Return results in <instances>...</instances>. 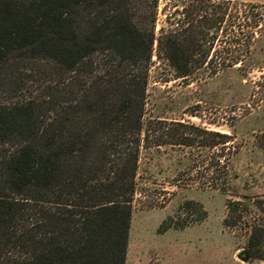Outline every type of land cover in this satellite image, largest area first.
<instances>
[{
  "label": "trees",
  "instance_id": "obj_1",
  "mask_svg": "<svg viewBox=\"0 0 264 264\" xmlns=\"http://www.w3.org/2000/svg\"><path fill=\"white\" fill-rule=\"evenodd\" d=\"M157 5L0 0V264H125L153 51L175 77L240 68L239 19L261 16L236 0H186L155 29ZM225 14L233 42L215 47ZM194 129L197 145L231 139ZM251 203L258 215L243 221L247 203L227 199L223 224L244 225L247 258L264 261V199ZM190 206L193 218L167 216L162 230L205 216L190 199L178 211Z\"/></svg>",
  "mask_w": 264,
  "mask_h": 264
},
{
  "label": "rangeland",
  "instance_id": "obj_2",
  "mask_svg": "<svg viewBox=\"0 0 264 264\" xmlns=\"http://www.w3.org/2000/svg\"><path fill=\"white\" fill-rule=\"evenodd\" d=\"M236 2L245 13L261 12L255 27L248 26L249 16L239 19L240 68L237 63L211 73L212 66H202L175 77L153 51L142 116L147 146L140 148L125 264H264L244 259V225L223 224L227 199L247 203L243 221L257 217L251 202L264 199V0ZM185 4L158 0L155 29L164 23L165 13ZM228 20L225 14L213 46L233 42ZM196 127L230 134L231 139L224 146L197 145L201 136ZM156 139L164 142L155 145ZM212 177L226 190L209 187ZM187 199L198 201L205 216L162 230L167 216L187 220L197 214L193 206L186 214L178 211Z\"/></svg>",
  "mask_w": 264,
  "mask_h": 264
},
{
  "label": "water",
  "instance_id": "obj_3",
  "mask_svg": "<svg viewBox=\"0 0 264 264\" xmlns=\"http://www.w3.org/2000/svg\"><path fill=\"white\" fill-rule=\"evenodd\" d=\"M246 258H247V255L245 254L244 259H246Z\"/></svg>",
  "mask_w": 264,
  "mask_h": 264
}]
</instances>
